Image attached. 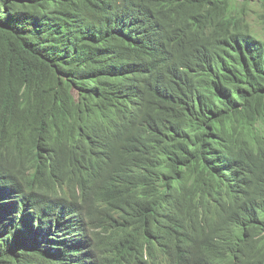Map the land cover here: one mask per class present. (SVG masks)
<instances>
[{
  "label": "trees",
  "instance_id": "trees-1",
  "mask_svg": "<svg viewBox=\"0 0 264 264\" xmlns=\"http://www.w3.org/2000/svg\"><path fill=\"white\" fill-rule=\"evenodd\" d=\"M254 1L0 0V264H185L195 230L152 241L153 218L174 205L188 224L224 206L243 163L255 171L242 174L252 220L224 234L223 264H264V0ZM167 11L185 70L164 80L116 29L139 33ZM34 190L54 203L27 210ZM72 212L117 248L84 244L87 223Z\"/></svg>",
  "mask_w": 264,
  "mask_h": 264
},
{
  "label": "clouds",
  "instance_id": "clouds-1",
  "mask_svg": "<svg viewBox=\"0 0 264 264\" xmlns=\"http://www.w3.org/2000/svg\"><path fill=\"white\" fill-rule=\"evenodd\" d=\"M251 17L253 26L261 30L263 26L258 23V18L254 19L253 15ZM128 22L129 25H137L139 20L134 21L133 18H129ZM140 23L141 30L139 33L135 32V30L127 33L123 28L116 29L121 36L131 39L133 50L131 53L146 55L147 61L151 65L152 73L164 80L181 74L185 70V61L174 54V49L181 46V44L178 42L177 18L173 11H167L163 15L160 14L157 20L151 22L152 25L145 21ZM116 121L121 123L120 119ZM106 126H108L106 132L114 127L110 122ZM103 135H105V131H101L99 137ZM106 159L109 166V159L107 157ZM253 170L250 166L243 163L237 168L235 176L230 173L232 178L230 190L232 192L231 196L225 195V205L220 206L213 203L210 209L202 211L201 217L194 220L193 223H186L183 214L177 206L166 207L169 215L168 220L164 222L153 218L155 232L152 241H166L168 235L180 234L187 229L186 225H189L195 230L197 241L189 260L185 264H223V259L229 255V242L224 237V234L235 230L242 222L248 223L252 220V198L249 190L242 183V174H253L255 173ZM102 175L103 185L107 186L112 181L109 172L106 171ZM203 191L212 192L210 188H204V186ZM43 192L34 190L33 198L31 195H27V198L22 200L27 210L28 208H48L54 203V198H47L48 192ZM110 204L109 202L107 204L102 203V205H107V211L112 208L109 206ZM113 213L111 212V215ZM70 215L75 226H79L81 221L87 223V229L84 233V244L99 246L98 248H100V244L103 246L110 245L106 244V239L111 240V237L97 233L94 224L90 219L88 220L86 213L72 212ZM89 218L96 217L89 216ZM112 245H110L109 249L114 250L117 248Z\"/></svg>",
  "mask_w": 264,
  "mask_h": 264
},
{
  "label": "rangeland",
  "instance_id": "rangeland-1",
  "mask_svg": "<svg viewBox=\"0 0 264 264\" xmlns=\"http://www.w3.org/2000/svg\"><path fill=\"white\" fill-rule=\"evenodd\" d=\"M256 1V0H255ZM254 1V2H255ZM253 10L255 11V13H253L252 15H253V18L254 19H257L258 18V16L261 14H259V12H260V7L258 6V4L257 3H255L254 4V7H253ZM259 14V15H258ZM256 22H258V20H256ZM257 28V27H256Z\"/></svg>",
  "mask_w": 264,
  "mask_h": 264
}]
</instances>
